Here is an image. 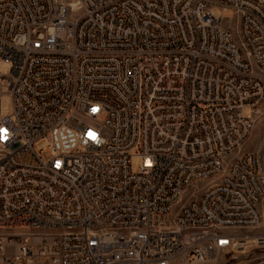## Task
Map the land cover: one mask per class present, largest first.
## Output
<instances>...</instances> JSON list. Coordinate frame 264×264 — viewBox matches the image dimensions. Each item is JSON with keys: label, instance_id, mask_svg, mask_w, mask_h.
Wrapping results in <instances>:
<instances>
[{"label": "built area", "instance_id": "2783aa9c", "mask_svg": "<svg viewBox=\"0 0 264 264\" xmlns=\"http://www.w3.org/2000/svg\"><path fill=\"white\" fill-rule=\"evenodd\" d=\"M3 65L0 264H264V0H0Z\"/></svg>", "mask_w": 264, "mask_h": 264}, {"label": "rangeland", "instance_id": "374dc122", "mask_svg": "<svg viewBox=\"0 0 264 264\" xmlns=\"http://www.w3.org/2000/svg\"><path fill=\"white\" fill-rule=\"evenodd\" d=\"M224 19L232 18L231 12H227L222 15ZM225 26H229L232 28V30L235 32L234 26L228 24V22H225ZM9 70L8 65H3L0 67V72H4ZM0 114L2 117H9L12 115V107H11V101L8 96H1L0 97ZM249 114V110H245V115ZM264 133V104L259 109L257 115L254 117V125L250 134V137L246 144L243 146L242 151H252L254 150ZM34 150L36 153L39 154L40 157L47 158L48 155L45 153L46 143L43 140L37 141L34 144ZM140 159L134 157L131 161V169L133 172H137L140 166ZM262 230L256 231V233L261 232ZM233 256H228L224 259H221L219 264H231L233 261ZM235 260V259H234Z\"/></svg>", "mask_w": 264, "mask_h": 264}, {"label": "snow or ice", "instance_id": "6c2138e0", "mask_svg": "<svg viewBox=\"0 0 264 264\" xmlns=\"http://www.w3.org/2000/svg\"><path fill=\"white\" fill-rule=\"evenodd\" d=\"M0 131H2V130H0Z\"/></svg>", "mask_w": 264, "mask_h": 264}]
</instances>
